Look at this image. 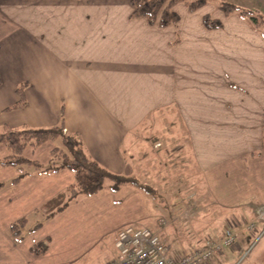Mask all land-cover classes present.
I'll return each mask as SVG.
<instances>
[{
  "label": "crops",
  "instance_id": "obj_1",
  "mask_svg": "<svg viewBox=\"0 0 264 264\" xmlns=\"http://www.w3.org/2000/svg\"><path fill=\"white\" fill-rule=\"evenodd\" d=\"M181 13L177 27H162L132 16L131 0H0V131L53 128L63 117L87 155L138 175L142 143L150 145L143 128L175 106L217 206L256 213L264 206V35L236 14L218 12L223 25L209 29L202 12ZM20 89L25 106H17ZM54 146L48 140L24 155L46 164ZM7 155L0 143V160ZM16 174L0 163V264H105L118 256L119 229L151 216L132 184L52 213L45 204L74 173L36 172L13 184ZM24 217L14 235L11 224ZM44 240L47 251L32 253Z\"/></svg>",
  "mask_w": 264,
  "mask_h": 264
},
{
  "label": "rangeland",
  "instance_id": "obj_2",
  "mask_svg": "<svg viewBox=\"0 0 264 264\" xmlns=\"http://www.w3.org/2000/svg\"><path fill=\"white\" fill-rule=\"evenodd\" d=\"M226 3L235 6L236 10L225 12L222 4ZM175 9L180 19L170 26L177 27L183 9L190 13L192 11L184 3H177ZM195 11L202 12V20L205 14L219 20L221 24L217 27L223 25L221 18L217 17L218 12L226 17L236 14L253 23L254 27L259 25L264 35V0H209ZM251 14L257 19H253ZM155 117L153 122L143 128L144 135L150 140L149 147L142 143L141 163L144 167L138 175L131 170L134 180L143 183L142 187L149 188L146 197L151 216L138 226H148L161 233L170 252L176 253L180 250L192 252L201 248L208 239H219L227 228L236 227V223L255 220L254 230L242 231L236 244L225 247L204 264H264V219L259 217L258 212H245L243 215L234 213L244 211L245 208L241 206L230 209L217 206V189L215 193L209 189L204 172L192 152L191 131L178 109L175 106L163 108L155 113ZM52 129L57 128L55 126ZM230 213L236 216L227 217ZM32 222L31 218L24 230ZM242 234L248 235L247 240L242 239ZM110 248L114 249L113 246Z\"/></svg>",
  "mask_w": 264,
  "mask_h": 264
},
{
  "label": "trees",
  "instance_id": "obj_3",
  "mask_svg": "<svg viewBox=\"0 0 264 264\" xmlns=\"http://www.w3.org/2000/svg\"><path fill=\"white\" fill-rule=\"evenodd\" d=\"M208 1L131 0V4L133 6V15L143 16L150 23L163 27L179 21L180 14L175 9L177 3H184L188 10L193 12ZM222 7L225 9V12L236 10L235 6L228 3L222 4ZM253 19L257 18L253 16ZM203 23L207 28H214L221 24L219 20L213 19L210 14L203 16ZM20 90L21 101L17 106H25L27 102L24 99L22 89ZM56 128L54 130L52 128H36L28 125L22 127L7 125L0 131V143L5 144L9 150V155L2 158L0 163L3 166L12 165L17 169V174L12 178L11 183L16 184L36 172L51 174L67 168L74 173V183L65 191L60 192L49 200L45 204L47 210H52V213H57L80 197L95 194L103 189L117 191L127 184L136 186L145 195L149 191L147 186L146 188L141 186L144 185L143 183L134 180L133 175L131 176L128 173H114L96 159L87 155L79 134L67 132L64 129L63 117ZM48 140H52L55 143L48 163L43 164L23 154L27 146H39ZM5 184L4 182H0V189ZM25 221L26 218L24 217L11 224L10 229L14 235H18L21 232ZM48 245V241L46 240L36 242L31 247V252L36 255H41L47 251Z\"/></svg>",
  "mask_w": 264,
  "mask_h": 264
},
{
  "label": "built area",
  "instance_id": "obj_4",
  "mask_svg": "<svg viewBox=\"0 0 264 264\" xmlns=\"http://www.w3.org/2000/svg\"><path fill=\"white\" fill-rule=\"evenodd\" d=\"M257 212L264 219V206ZM254 229L255 220L236 223V227L227 228L217 240L208 239L201 248L171 253L161 233L148 226L128 224L120 228L116 236L118 256L105 264H204L225 247L236 244L242 231Z\"/></svg>",
  "mask_w": 264,
  "mask_h": 264
}]
</instances>
